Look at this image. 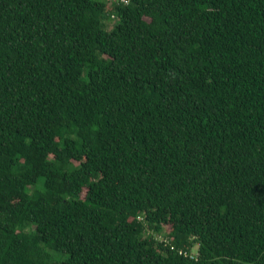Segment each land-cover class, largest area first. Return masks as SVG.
I'll list each match as a JSON object with an SVG mask.
<instances>
[{
  "label": "trees",
  "instance_id": "16d2710c",
  "mask_svg": "<svg viewBox=\"0 0 264 264\" xmlns=\"http://www.w3.org/2000/svg\"><path fill=\"white\" fill-rule=\"evenodd\" d=\"M116 1L0 0V264H264V0Z\"/></svg>",
  "mask_w": 264,
  "mask_h": 264
},
{
  "label": "rangeland",
  "instance_id": "374dc122",
  "mask_svg": "<svg viewBox=\"0 0 264 264\" xmlns=\"http://www.w3.org/2000/svg\"><path fill=\"white\" fill-rule=\"evenodd\" d=\"M99 1H101V0H99ZM104 1H106L107 4L109 3L107 0H104ZM114 22H115V20L107 22V24H106L107 29H111ZM82 196H84V192H83ZM163 230H164V233L166 234L169 231V225L163 226ZM164 239H165L164 235H161L158 237V241H163Z\"/></svg>",
  "mask_w": 264,
  "mask_h": 264
},
{
  "label": "clouds",
  "instance_id": "9594fccd",
  "mask_svg": "<svg viewBox=\"0 0 264 264\" xmlns=\"http://www.w3.org/2000/svg\"><path fill=\"white\" fill-rule=\"evenodd\" d=\"M107 1H108L110 4H114V3H116V2H117V1H111V0H107ZM127 4H128V3H127ZM127 4H126V5H127ZM83 192L85 193V192H86V190H84Z\"/></svg>",
  "mask_w": 264,
  "mask_h": 264
},
{
  "label": "built area",
  "instance_id": "2783aa9c",
  "mask_svg": "<svg viewBox=\"0 0 264 264\" xmlns=\"http://www.w3.org/2000/svg\"><path fill=\"white\" fill-rule=\"evenodd\" d=\"M111 1H116V0H111ZM122 2H124L125 4H127L128 3V1L127 0H121Z\"/></svg>",
  "mask_w": 264,
  "mask_h": 264
}]
</instances>
